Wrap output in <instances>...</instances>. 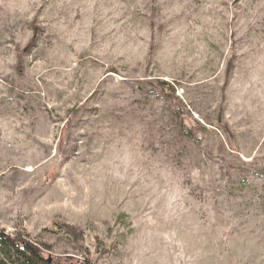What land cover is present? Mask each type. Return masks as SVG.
<instances>
[{"label": "rangeland", "instance_id": "obj_1", "mask_svg": "<svg viewBox=\"0 0 264 264\" xmlns=\"http://www.w3.org/2000/svg\"><path fill=\"white\" fill-rule=\"evenodd\" d=\"M56 222L93 264H264V0H0V229L83 262Z\"/></svg>", "mask_w": 264, "mask_h": 264}, {"label": "trees", "instance_id": "obj_2", "mask_svg": "<svg viewBox=\"0 0 264 264\" xmlns=\"http://www.w3.org/2000/svg\"><path fill=\"white\" fill-rule=\"evenodd\" d=\"M35 36L40 32L37 28H34ZM31 42L30 47H32L35 43L36 37ZM166 85L167 83H162ZM176 90L172 88L169 91H163L164 98L175 99ZM176 116L179 119V124L184 126L183 120L181 118L183 109L180 106L176 107ZM76 111V110H75ZM74 111V112H75ZM227 128V127H226ZM228 130V129H227ZM225 131L227 134L230 131ZM193 130L186 131V136L190 138H195ZM55 228L63 230L66 236L69 238V243L75 244V246L79 247L83 252L86 253V259L83 262H79L72 257L66 258H58L46 257V253H52V245L46 243L35 244L26 236L23 235H10L5 233L6 231L0 229V264H93L91 259V253L88 249H84L80 242L85 240V233L81 228L77 226H73L66 223H58L54 224ZM97 241V250L105 247V243H103L99 238ZM103 254L108 252V249H103Z\"/></svg>", "mask_w": 264, "mask_h": 264}]
</instances>
